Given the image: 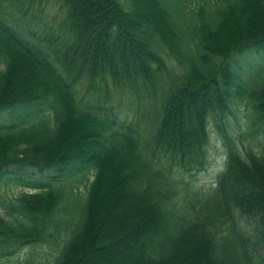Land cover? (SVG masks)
Segmentation results:
<instances>
[{"label": "trees", "instance_id": "1", "mask_svg": "<svg viewBox=\"0 0 264 264\" xmlns=\"http://www.w3.org/2000/svg\"><path fill=\"white\" fill-rule=\"evenodd\" d=\"M38 1L0 0V264H264V0Z\"/></svg>", "mask_w": 264, "mask_h": 264}, {"label": "rangeland", "instance_id": "2", "mask_svg": "<svg viewBox=\"0 0 264 264\" xmlns=\"http://www.w3.org/2000/svg\"><path fill=\"white\" fill-rule=\"evenodd\" d=\"M28 7L29 6H26L23 12L17 13L16 15L19 17V25L26 32L31 34L38 33L39 35H54L60 33L59 23L65 17L67 8H65L59 0H40L33 7ZM170 67L174 72H179L176 66L170 65ZM147 99L148 96L145 94L142 98L138 95L134 99L127 96L124 97V100H131L134 102L132 105L133 109H139L141 106L140 111L143 109L144 105L155 101ZM147 106L148 105H146V107ZM127 113L128 110L126 106L119 112L122 118H124ZM209 158L210 164L208 168L197 173L193 177L195 187L203 191H209L215 186L217 175L223 170L225 165V151L222 149L221 143L215 138L212 140ZM39 261L40 258L37 256V263H39Z\"/></svg>", "mask_w": 264, "mask_h": 264}]
</instances>
